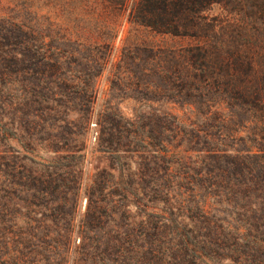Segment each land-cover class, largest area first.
<instances>
[{
    "label": "rangeland",
    "instance_id": "rangeland-1",
    "mask_svg": "<svg viewBox=\"0 0 264 264\" xmlns=\"http://www.w3.org/2000/svg\"><path fill=\"white\" fill-rule=\"evenodd\" d=\"M2 72L12 102L26 93L32 142L20 147L16 130L0 138V264L52 261L41 234L6 245L20 216L77 223L89 207L116 224L89 234L134 238L151 207L165 206L207 256L192 264H264V157L253 158L264 132L252 103L264 95V0H0ZM21 108L2 106L4 122L18 126ZM95 122L105 142L119 126V143L143 153L98 151ZM45 140H82L84 151L51 159ZM57 195L66 204L52 215Z\"/></svg>",
    "mask_w": 264,
    "mask_h": 264
},
{
    "label": "trees",
    "instance_id": "trees-1",
    "mask_svg": "<svg viewBox=\"0 0 264 264\" xmlns=\"http://www.w3.org/2000/svg\"><path fill=\"white\" fill-rule=\"evenodd\" d=\"M8 75L9 74L7 73H0V109L2 111V106L4 105L7 110H9V108L14 110V106H22V108L21 111L16 110V112L19 113L17 122L18 126H14V122L12 120L4 122L6 119L4 114H7V111H4L5 113L3 111L0 113V138H3L5 141L9 140V134L10 132L12 133L11 130H16L21 133L24 132L22 140L19 139V137L13 140L16 144L22 147V143L28 144L32 142L29 127L23 126V123L21 122V119L25 118L24 109L27 98L26 93H22L18 98H16L15 102L11 101V99H13V94L11 93L13 87H11ZM23 90L25 91V89H22V91ZM252 103L257 108V112L259 113L257 120H260L263 123L262 126H260V130L264 132V95H254ZM27 116L29 117L28 114ZM99 118L101 117L98 115V120ZM95 123V125H98L95 136L98 151L103 152L99 150V145H101V142H104L107 143L104 148V152H118L120 155H124L126 153H143L144 150L130 149V142L127 144L119 143L121 139L120 136H124L123 130L119 129V126L115 129V134L117 135V137L115 136V140L112 142H105L101 137L103 133L101 125L99 122ZM87 124L88 118L84 125L86 126ZM42 127L44 130L50 128L46 124H43ZM61 131L62 132L59 133L60 135L70 132L68 128L67 130L63 129ZM45 141L47 146L45 145L46 149L44 151L51 154V159L62 158L61 152L64 155L73 156L83 153L84 151L85 142L82 140H79L75 146H71V144L67 145L66 142H63L61 149L48 148V144H54V140ZM139 141L143 143L144 146L147 145V142H144L143 140ZM153 153H156L158 158L162 156L160 150H155ZM153 153H151V156L156 157ZM2 154L3 153L0 151V156ZM120 157L122 158L123 156ZM261 157H264V154L256 155L253 158L258 159ZM0 158L3 159V157ZM257 166L259 167V164ZM168 169V167H164V170L162 171V175L164 173L166 181H168L167 179L172 175V170H170V173L167 174ZM5 172L6 170L0 168L1 175ZM22 185L23 183L18 182V186ZM53 192L54 196H56V194H60L59 191ZM51 193L52 191L50 188L42 190V196L44 197L51 195ZM30 195L34 198L37 197L35 190L31 191ZM61 198V196L57 195V198L50 199L47 209L51 211L52 215L55 211H57V209L65 206L66 201ZM105 203L106 206H116L113 200H109V202ZM95 208H101V206L97 203L94 206V209ZM195 208L196 210L202 209L199 208V206H195ZM172 209L173 208H168L167 206L161 208L151 207V213H146L141 222H137L138 228L144 230L143 234L134 238L115 234H108L99 237L89 234L90 228L97 227L101 229L109 226L104 225L105 222L100 214L94 215L91 208L87 207L86 211L82 214L81 218L78 219L77 223H74L71 218L68 217V213L66 212L67 216H62L61 222L52 219L42 220L32 219L31 217L23 218L20 216V220L14 222L15 226H13L15 230L12 233L13 236L5 234L4 239L7 240V246L12 243L16 248H26L30 245L31 240H36L34 238L35 234H41V237L38 236L39 238L36 241L39 242L41 246H45L47 253L53 256L52 261L49 264H192L194 260L204 262V260L207 259V256L204 254L203 248L200 246V242L189 236L185 229L186 226L181 222V220H178L179 216L176 217L175 213L172 212ZM185 210H187V208ZM34 212L35 211H33V213ZM121 212V215L126 214L124 211ZM199 217L202 218L204 223L210 224L207 215L204 212H201ZM111 222H114V220H111ZM74 227L77 232L76 237H78L77 243H74V240L72 239L74 237H71ZM114 227H116V224L111 225L109 229H114ZM60 231L63 233L60 234ZM59 239L62 241L60 242L61 244H52L54 241H58ZM55 247L58 249V252L53 250ZM99 248L101 249L98 250Z\"/></svg>",
    "mask_w": 264,
    "mask_h": 264
}]
</instances>
